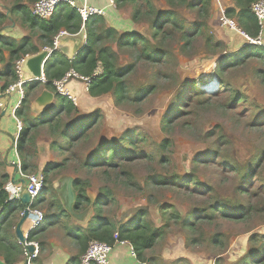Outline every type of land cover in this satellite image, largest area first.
<instances>
[{"label":"rangeland","instance_id":"obj_1","mask_svg":"<svg viewBox=\"0 0 264 264\" xmlns=\"http://www.w3.org/2000/svg\"><path fill=\"white\" fill-rule=\"evenodd\" d=\"M151 1L160 10L173 8L176 17L189 27L200 19L197 9L189 8L183 2H177L171 7L167 0ZM9 4L10 0H0V14H4V8L10 6ZM228 4L229 2L225 0L211 1L208 21L209 31L225 44L223 52L213 54L204 46L202 37L192 38L182 48L183 41L176 35L164 44L167 56L160 62H151L140 59L134 48L118 46L115 38L103 39L100 42V46L111 50L112 63L116 69L130 66L129 71L121 79L126 86L125 97L117 102L112 91L97 96L88 93L89 97L86 98H80L78 95L76 109L58 114L62 123L58 131L65 129L67 135L75 136L76 125L81 121L84 122L82 124L91 123L84 129L80 138L62 137L58 131H50L46 124L37 123L40 120H51L56 116L57 103L61 96H56L55 91H52L56 97L55 103L54 99L51 102L53 105L42 114H38L34 122L30 117L26 118L27 123L36 126L31 128L19 155L29 172L44 176L45 186L36 200L40 197L48 200L56 198L55 182L60 175L69 174L87 181L86 194H90L94 201L100 198L102 202L98 207L99 214L116 227L122 224L125 229L130 228L133 220L138 217V212L144 210L143 220L150 224V228L167 225L154 246L145 251L149 264H236L247 254L255 245L249 238L256 234H264V212H255L241 221L214 220L209 223H198L193 230H185L174 220L164 219L160 206L171 204L180 214H184L189 208L199 204V199L189 197L174 187L151 183L152 177H171L175 173L187 175L193 169L192 159L198 157L201 163L195 171L197 178L214 187L215 198L220 200L233 198L235 182L232 179V172L212 163L210 160L214 155L204 158V152L217 151L221 159L234 160L242 165L264 150V84L260 76L254 73L255 68H261V63L249 57L243 65L228 68L223 74V79L227 83L224 86H221L216 72L217 59L226 52L237 51L246 43L238 31L220 24L218 7L222 5L225 10ZM117 10L128 18L132 6L123 5L117 7ZM56 13L57 10L54 14ZM15 22L19 23L17 20ZM7 23V20L0 19V32ZM127 24V29H121L120 34L125 30H133L146 35L148 31L144 21ZM106 26L105 19L101 18L93 28L101 31ZM235 38L241 41L239 47L234 44ZM20 43L21 41L18 44ZM0 47L3 52L0 57L1 70L8 60V50ZM76 49L77 52L81 50V42ZM17 58L18 56L12 62L8 60L13 68ZM210 81H213V84L206 87L205 84ZM42 85L40 82L31 91L24 88L27 97L25 103L21 104L23 106L21 110L24 109L25 113H29V105L37 106L36 98L45 90ZM144 88L149 89L143 93V97L135 98L136 91ZM230 88L242 92L245 100L239 104L232 103ZM11 96L13 98L9 103L5 98H0V101L3 100L0 127L6 123L5 133L8 140L5 146L4 142L0 141V182L3 184L9 178L4 177L6 166L2 160L5 157L6 163L12 169L10 163L16 159L10 147L16 131V120L14 121V116L9 112L12 103L21 96L15 92ZM3 109L4 113L1 114ZM164 120H167L169 125L165 131L162 129ZM21 124L23 127V123ZM216 126L220 129L216 130ZM219 131L225 135L226 143L217 141ZM129 136L134 139L133 147L137 154L131 162L106 171L98 167L90 171L83 168L82 164L90 154L109 142L121 144L124 149L131 152L132 145L125 142ZM164 139H169L170 144L158 157L153 152H158L159 144ZM7 152L9 154L6 157ZM143 154L147 157H142ZM167 156L169 158L161 162V159ZM63 159H66L63 166L52 168L53 164L61 163ZM44 169L48 170L45 174ZM262 169L264 176V164ZM17 178L15 175L14 179ZM106 191L109 197L104 199L103 194ZM246 200L241 198L242 202ZM36 208L44 215L47 214L45 205L39 204ZM96 212L98 213L93 208L84 222H77L70 216L62 215L59 223L52 226L51 233L56 235L62 232L61 229L66 228H70L67 231L82 229L85 232L89 223L88 227L94 228L98 223L97 216L93 219ZM16 216L20 219V212ZM24 228L25 226H22V231ZM65 232L62 233L64 237L72 240ZM216 232L223 234L224 241L220 246H212L209 242L210 237ZM191 239L195 241L190 243ZM258 244L256 242V245Z\"/></svg>","mask_w":264,"mask_h":264},{"label":"trees","instance_id":"obj_2","mask_svg":"<svg viewBox=\"0 0 264 264\" xmlns=\"http://www.w3.org/2000/svg\"><path fill=\"white\" fill-rule=\"evenodd\" d=\"M37 0H14L10 13L17 14L22 13V17L29 23L31 27H38L42 31L41 39H44L45 43L51 45L52 39L64 27L69 33H75L80 29L81 18L77 11L72 8L69 4L64 3L61 5V9L58 15L50 20H41L37 16L31 14L28 10V4H33ZM257 0H233V6L225 9V15L230 18H234L237 27L244 32L248 37L256 39L259 36L260 28L257 23L256 17L251 12V4ZM116 7L123 5H131L132 11L129 17L131 23H140L144 21L147 24L148 31L145 34L133 30H125L123 34L112 27L106 26L101 31H97L93 28L98 20H101L102 16H91L85 22V28L87 32L86 44L81 49V56L75 57L71 62L68 59L61 58L63 55L54 51L50 58L44 65V77L45 82L43 88L49 91H55L53 86V80L61 78L66 71L73 68L78 73L86 76H91L92 72L98 65L103 68V73L92 80L88 86L87 93L92 96L102 95L112 91L115 95L117 102H120L125 97L126 86L121 80L123 75L129 71V67H121L119 70L113 66L112 63V52L109 48L101 45L100 42L103 39L115 38L118 46H126L128 48H134L138 52V57L142 60L151 62H160L167 56L168 52L164 47V44L174 36H178L183 41L182 48L186 43H189L194 37H202L204 46L208 48L213 54L223 52L225 44L223 41L216 39L215 36L209 31V17L211 10V0H167V3L173 7L177 2H183L189 8H196L199 12L200 19L195 21L191 27L186 25L182 20L178 19L173 12V8L160 10L151 0H114ZM10 14V16H11ZM9 17L6 15H0V19L5 21ZM244 46L240 47L237 51L224 53L216 61V72L220 79L221 86L227 84L223 79V74L230 67H236L243 65L249 57L255 58L261 63V68H255V75L260 76L264 84V44L249 43L245 40ZM2 44H9L7 39L0 37ZM31 51L32 54L38 52L36 48L29 49L28 39L24 38L20 44L10 43L9 60L12 62L20 52L27 53ZM11 62L7 63L3 72V75L7 77L1 89H6L10 84L18 81L17 74L11 65ZM40 84L39 81L32 82L30 84H23L28 90H33ZM28 85V86H27ZM193 87V85H192ZM195 87V86H194ZM149 88L139 89L135 93V98H142L143 93L147 92ZM197 89V88H196ZM231 89V88H230ZM198 90V89H197ZM232 93L231 102L239 104L245 100L244 94L240 91L230 90ZM56 96H59L56 93ZM27 94L21 100V104L25 103ZM76 109L75 105L71 100L66 97H61L57 104L56 116L51 120H40L37 123L46 124L50 131H58L61 123L59 115L62 112L69 113ZM20 108L15 111V115H20ZM28 122V121H27ZM23 121V127L20 129L16 148L21 151L24 148V143L28 139L29 132L32 127L31 123ZM75 126L77 133L75 136L66 134L65 129H60L58 134L62 137L80 138L84 132V129L89 126V122ZM168 121L164 120L162 123V129L165 131L168 127ZM220 127L216 126V130ZM217 141L226 143V137L219 131L216 137ZM129 145H132L134 139L129 136L125 139ZM170 144L169 139H164L159 144V150L154 155L158 157L162 152H165ZM54 145V144H52ZM97 151L90 154L88 159L83 162L82 166L87 171L93 168H103L104 171L108 169H117L123 166L126 162H131L137 154L134 147L131 152L124 149L121 144H115L109 142L108 144L102 145ZM151 155V154H150ZM210 155L214 157L210 160L212 163L221 165L224 170L232 172V179L235 182L234 196L233 198L217 199L214 195V187L206 182L200 181L195 171L199 168L201 161L198 157L192 159L191 171L186 174L175 173L171 177H152L151 183L159 186L174 187L177 191L186 193L189 197H196L199 199V204L189 208L184 214H180L171 204L170 206L161 205L160 211L163 218L169 221L174 220L185 230H193L198 223L212 222L214 220H234L241 221L246 219L253 213L264 212V176L262 175V167L264 164V150L258 153L257 157H253L247 160L244 164L240 165L234 160H227L226 158L221 159L220 154L217 151L204 152V158ZM147 157L143 154L142 157ZM169 156L161 159L164 162ZM207 161V160H206ZM224 161V162H223ZM66 159H63L61 163L52 165V168H59L63 166ZM23 170L26 168V164H22ZM47 169L43 170L45 174ZM4 177L9 178L8 174ZM3 182H0V207L2 210L9 208L0 219V247H3V241L8 240L7 231L2 230V226L5 225L6 220L13 211L19 210L22 212L24 209L23 204L19 202H7V193L3 188ZM87 181L85 179L75 178L74 188L77 192V198L75 201V208L80 211L89 205V198L86 194ZM104 199L109 197V193L106 191L103 194ZM241 198H246L245 202L241 201ZM102 201L97 198L93 204V208L98 211L93 215V219L97 216V224L94 228H89L80 233L78 229L69 230L67 234L75 239L79 244L80 248L85 251L88 243L91 240H97L112 245L115 241L125 240L131 245L134 253L139 257L140 252L143 249H148L154 245L156 240L163 235V232L167 228V225H163L160 228H150V224L144 222V210L138 212V217L133 220L132 226L125 229L122 224L117 227L113 223L99 214V204ZM43 204L47 207V214L45 220L47 222L59 221L62 215L68 216L62 207V204L58 197L54 199H46L43 197L38 198L32 204L37 205ZM172 208V210H169ZM49 214V215H48ZM140 216V217H139ZM6 227V225H5ZM35 233L29 231L28 241H31ZM259 235V236H258ZM223 234L216 232L213 234L209 242L212 246L222 245L224 239ZM250 242L254 243L247 252L236 264H264V234H256L249 238ZM195 240L191 239L189 242L193 243ZM256 242L259 244L256 245ZM20 245V244H19ZM21 246L24 248L23 244ZM7 250H13L12 245L5 246Z\"/></svg>","mask_w":264,"mask_h":264},{"label":"crops","instance_id":"obj_3","mask_svg":"<svg viewBox=\"0 0 264 264\" xmlns=\"http://www.w3.org/2000/svg\"><path fill=\"white\" fill-rule=\"evenodd\" d=\"M73 1L78 5L87 4V5H92V6L99 7V8H105L106 14L102 16V18L105 19L108 26H112L116 28L118 31H120L121 29L123 30L127 29L128 27L127 23L130 22L128 19L129 17L128 18L125 17L124 15H122L120 10H117L114 0H73ZM225 1L229 2L228 7L233 6V0H225ZM13 2L14 0L13 1L10 0V4H9L10 6H5L4 14H0V15H6L9 17L7 19L8 23L6 24V26L1 28L2 33L0 32V37H2L3 39H7L9 42V44H2L0 42V46H3L8 50L7 51L8 60H9L10 43L15 45V44H18L20 41L22 42L24 38H27L29 49L36 48L38 52L41 51L44 47L50 45L48 43H45L44 39H41L42 31L38 27H31L29 23L23 19L22 13H17V14L10 13L9 8H11V5L13 4ZM32 5L33 4L31 3L28 4V10L31 14H32L31 12ZM60 9H61V6L57 9L56 15L54 14L52 18L58 15ZM14 19L19 21V23H16ZM81 25H80V29L77 32L70 33L71 35L64 36L61 38V44H60V49H59V52L63 55L61 58L69 59L70 56H74V57H76L77 55L81 56L82 51L79 50L77 52L76 46H78L79 43L81 42V49L83 48L84 35H86V40H87L86 28L84 26V29H83ZM60 30H66V29L62 27ZM261 39L264 44V31H263V34H261ZM239 41H240L239 38H235L234 44L238 45L237 47L241 45ZM26 54L31 55L32 52L30 50L27 51V53L20 52L18 54L17 60H19L21 57H23ZM2 55H3V52H1V47H0V57ZM49 58L50 56L48 57V59ZM8 60L5 63V65L3 64V69L0 70V98L1 97L5 98V100L9 103L11 102V99L13 98V96L11 95L14 92L20 95L18 91L19 88L22 89L23 96H24L25 87L23 84L25 83L30 84L32 82H23V84H21L20 87L16 86V87H13L12 90L7 91V89L10 86H13L18 81H21L24 79L26 80L27 78H29L30 76L29 71L26 68H23L22 76L21 75L18 76L17 74L18 81L16 83L10 84L6 89L2 90L1 87L4 84L5 80H7V77L3 75V72H4L6 64L9 63ZM17 60H15V64ZM1 64H2V61L0 58V65ZM43 75H44V72H43ZM67 88L76 98L75 103L73 102L74 105H78V95L80 96V98L89 97L87 91L84 90L82 84L79 81L73 80L69 82L67 84ZM23 96L20 97L19 100H17L15 103H12L11 110L9 112L10 114L14 116L15 118L14 121L15 120L17 121V122L15 121V126H16L15 128L17 132L15 131L14 137L12 138L11 143H10V147L13 149L12 153L14 156H15L14 143L16 145L17 137L20 131V129L17 126L18 122H20V125H22L21 123H23V120H26V118L28 117H30L32 122H34V119H36V116L38 114L40 113L42 114L43 112L46 111V110H43V111L38 110L36 107H32L31 105H29V113L28 112L25 113L24 109L21 110L22 109L21 107H23L21 106V100ZM55 98L56 97L54 96L53 103H55V100H56ZM2 102L3 100L0 101V103ZM53 103H51L50 106L53 105ZM19 108H20L21 113L18 116V115H15V111L18 110ZM0 109H2V106L0 107ZM4 110L5 109L1 111V114L4 113ZM5 127H6V123L0 127V141L4 142V146L8 143L7 142L8 140L6 138L7 134L5 133L7 129ZM16 152L18 153V157L20 159L19 151L17 150V148H16ZM8 154L9 152L6 153V157L8 156ZM2 161L6 166V174H8L9 179H11L15 169L14 167H12L13 170L10 168V166L6 163L5 157H4V160ZM20 162L21 164H23V161H21V159H20ZM24 170L26 172H29L26 168ZM8 209L9 208H6L0 212V219L3 217L4 213ZM17 213H19V210L13 211L8 217V219L6 220V223H5L6 227L5 225L2 226L1 232H3L6 229L5 231H7L6 235H8V238H7L8 240H4L2 242L4 248L0 247V264H25V262L27 261L26 249L25 247L23 248L21 246L22 243H20L15 233V227L18 221L20 220V219H17V216H16ZM58 223H59L58 221L47 222L44 219L41 226H38L37 228L32 230V232L35 233V235L31 241H28L27 239L26 242L27 243L36 242L37 243V253L35 254L34 257H32L29 260L28 264H80L79 258L84 251L80 248L79 244L75 241V239L71 237L72 240H69L68 238L64 237V235L62 234L64 231H66L65 233L67 234V230L70 228H66V230L61 229L62 232H59L56 235H54V233H51L52 226ZM30 224H31V218H27L23 224V226H25L23 230L24 232ZM89 225L90 223L88 224V226ZM88 226L86 227V230L88 229ZM78 230L80 231V233L84 232V230L82 229H78ZM9 244L13 246V250H7L5 248V246H8ZM23 246L25 245L23 244ZM130 248L132 247L128 243V241H127V244L125 245H121L117 241H115V243L112 244V250L109 256V264H149V261H147L148 259H146V254H145V251L148 250L149 248L143 249L140 252L139 257L136 254L132 256L130 254Z\"/></svg>","mask_w":264,"mask_h":264},{"label":"built area","instance_id":"obj_4","mask_svg":"<svg viewBox=\"0 0 264 264\" xmlns=\"http://www.w3.org/2000/svg\"><path fill=\"white\" fill-rule=\"evenodd\" d=\"M211 1H217L220 0H211ZM64 3L69 4L72 8H74L77 13L79 14L81 18L82 28L84 29L85 22L94 15L97 16H104L106 14L105 8H99L92 5L87 4H76L73 0H37L33 3L31 12L33 15L37 16L41 20H50L52 16L54 15L55 11ZM113 5V4H112ZM219 13H220V24L221 26H224L228 29L238 31L243 37L249 42L254 44L263 45V41L261 39V34H263L264 31V0H257L251 4V12L257 19L258 26L260 28L259 36L256 39H252L248 37L244 32H242L236 25V21H234L232 18L227 17L225 15V10L222 5L219 7ZM71 35L66 30H60L52 39V43L49 46L44 47L45 50L48 51V56H51V54L58 50L59 41L64 36ZM83 43L85 45L86 43V35H84ZM28 55H24L19 60L16 61L15 64V72L18 74V76L21 75L20 71V65L24 61V58ZM75 57L72 56L68 60L71 62ZM103 73V68L101 65H98L95 70L92 72L91 76H86L78 73L73 68H70L68 71L64 73V75L56 80H53V86L55 88V92L61 96L66 97L72 102L75 103L76 98L75 96L69 91L67 88V84L73 80L79 81L84 90L87 91L88 86L92 80L97 78ZM33 81H39L44 83L45 77L42 75L38 79H26L18 81L13 86H10L7 91L12 90L13 87H20L23 82H33ZM19 94L21 97L23 96V91L21 88H19ZM2 106V103H0V107ZM18 128L21 129L20 122L17 124ZM14 153L16 159L11 161L10 165L14 167V176L17 175V179H14L12 177L9 179L4 185L3 188L5 192L7 193V202H20V195L23 190V188L27 191L29 194V202L28 204H23L24 209L22 212H20V217L24 215V212L27 211L28 216L27 218H31V224L27 227V229L24 232V235L27 237L29 231L34 230L38 226H41L43 223V220L45 218V215L41 210L38 208L32 206L33 202L36 200V198L41 194L42 190L45 186V180L43 174H37L33 172H26L22 168V164L20 162V159L18 157V153L16 152V145L14 143ZM22 181V183H21ZM2 211V207H0V212ZM26 218V219H27ZM121 245L127 244V241L121 240L117 241ZM34 245V252L33 254H27V261L35 256L37 253V243L36 242H29ZM25 245V244H24ZM26 249V248H25ZM112 250V245L97 241V240H91L88 243L87 248L85 251L81 254L79 258L80 264H109V256ZM130 254L132 256L135 255L132 248H130Z\"/></svg>","mask_w":264,"mask_h":264},{"label":"water","instance_id":"obj_5","mask_svg":"<svg viewBox=\"0 0 264 264\" xmlns=\"http://www.w3.org/2000/svg\"><path fill=\"white\" fill-rule=\"evenodd\" d=\"M60 44H61V39L59 41L58 50L60 49ZM48 57H49L48 51L45 50L44 48L35 54H31L25 57L24 61L20 65L21 76H22L23 68H26L30 73V76L27 79L40 78L43 75L44 65L46 61L48 60ZM53 98H54V94L51 91L47 89L43 90L41 94L36 98V103H35L37 105L36 108L41 111L46 110L50 106ZM12 177H14V173ZM74 180L75 178L73 176L69 174H62L59 176L58 180L55 182L54 190L57 194L58 199L60 200L62 204L64 212L68 216L73 218L75 221L84 222L86 221V219H88L90 212L93 209V204L95 201H94V198L90 194H87L89 198V205L83 210L78 211L75 208L77 192L74 188ZM19 199H20L21 204H28L29 202V199H30L29 194L24 188L21 192ZM27 216H28V213L27 211H25L24 215L20 218V220L18 221L15 227V233L20 243L25 244L26 253L31 255L33 254L34 249H35L34 245L26 242L27 237L24 235V231H22V226ZM25 264H28V261H26Z\"/></svg>","mask_w":264,"mask_h":264},{"label":"bare ground","instance_id":"obj_6","mask_svg":"<svg viewBox=\"0 0 264 264\" xmlns=\"http://www.w3.org/2000/svg\"><path fill=\"white\" fill-rule=\"evenodd\" d=\"M207 77H208V76H207ZM213 79H214V78H213ZM212 84H213V81H210V82L206 83L205 86H206V87L209 86V85L211 86ZM208 88H209V87H208Z\"/></svg>","mask_w":264,"mask_h":264}]
</instances>
